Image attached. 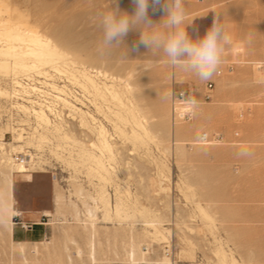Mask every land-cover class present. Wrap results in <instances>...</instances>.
Instances as JSON below:
<instances>
[{"label": "rangeland", "instance_id": "rangeland-1", "mask_svg": "<svg viewBox=\"0 0 264 264\" xmlns=\"http://www.w3.org/2000/svg\"><path fill=\"white\" fill-rule=\"evenodd\" d=\"M110 2L111 0H0L1 17L7 20V27L15 22L20 23L34 34L48 38L50 42L72 54L71 57L78 62V69L71 68V73L76 78H81V74H78L80 72L75 70L82 71V63H85L84 66L88 70L98 68L115 76L128 78L135 87L134 102L151 130V137H146L129 121L124 126L121 123L123 132H118L107 118L96 112L92 103L89 107L78 106L85 111L91 109L89 112L95 114V118L109 131L110 139L112 138L110 141L115 143L112 145L116 148L113 156L105 158L106 164L114 167L113 171L111 170L110 175L103 172L106 175H103L102 179L93 170L90 173V167L86 169L87 166L81 165L78 169L72 166L74 171L70 163L65 164L69 153L61 145L53 146L54 150L49 157L53 161L55 171L49 170L47 173L35 170L36 173L26 174L13 172L14 209L17 212H27L21 221L40 222V214L46 211L53 219H50V225H37L32 231H24L20 225L14 224V215L9 217L3 212L0 218V264H23V255L15 244L18 240L13 238V234H8L7 226L11 221L13 231L17 229L29 233H21L20 237H30L34 234V241L43 243L36 245V251L34 244L25 245V257L29 262L93 264L88 257L90 236L83 229V225L75 220L70 224L55 223V220H60L62 216L66 219L67 216L73 217L74 212L69 209V204L73 205V202L71 204L67 200L66 194L59 186L53 185V173L58 177L69 178V173L72 175L84 171L90 182H93V192L80 183L72 182L73 196L78 197L76 190L82 188L83 191L81 196L84 200H79V205L76 203L79 208L84 210L83 202L92 205L91 197H95L101 188L107 190L114 201L115 184L120 183L119 185L125 188L122 191L126 190L121 196L125 198L123 201L130 216L129 220L120 219L121 222L113 220L114 218L106 221L102 219V211L98 210V234L95 235L97 261L94 264H130L125 253L129 244L125 241H130L131 234L141 237L145 228L152 232L151 227H143L141 219L144 218L140 217L138 211H141V208L148 217L144 215L145 218H151L162 228L170 230V234L164 233L165 239L158 242L153 241L151 237L141 242L140 250L148 258H156L155 255L164 258L165 247L169 246L175 252V259L167 256L166 258L173 264H217L215 252L222 246L229 256L232 255L234 264H264V0H184L185 26L193 38L205 34L211 27L216 13L220 14L229 35L222 63L218 68L223 70V75L217 77L216 72L209 80L215 84L210 91L205 90L208 81H201L181 66L171 65L162 49L150 51L141 45L138 50H132L133 45L139 41V29L130 30L119 47L102 52L99 17L109 9ZM118 3L122 11L134 14L135 5L132 0H118ZM165 14L162 7L158 6L154 10L150 3L148 16L152 22L159 23ZM8 62L12 60L8 59ZM229 63L234 64L231 73L225 71ZM49 74L53 79L46 81L45 78L35 75L40 81L55 83L60 88L75 84L78 86L73 80L69 82V79L65 78L66 74L58 76L59 74L53 71H49ZM91 74L95 75V72ZM10 75L13 76L8 72L0 73V89L9 92L7 80ZM101 80L106 81L102 78ZM107 84L110 82L107 81ZM189 87L196 88V105L187 104L193 110V117L190 121L173 124V93ZM92 90L91 94L94 92ZM206 92L209 99L204 98ZM88 96H91L89 99L92 101V95ZM5 101V98H0V114L4 106L8 105ZM103 104L106 107L109 105L105 102ZM32 114L34 115H21L26 122L21 121V124L17 125L24 129L22 134L26 131L23 137L31 136L35 129L42 132ZM80 118L70 127V131L77 137L79 135V138L81 132H85V138L82 137L81 140L89 145L90 142L96 141L94 125L88 119L89 127L81 126ZM6 130L9 129L1 127L0 134ZM50 131L52 129L46 133L53 136L51 133L54 132ZM122 134H128L129 140ZM202 134L215 136V139L210 144H204L199 139ZM16 135L15 131L8 133L5 143H15ZM130 136L136 137L130 139ZM20 145L23 149L30 148L32 152L42 149V146L37 150L33 145ZM9 146L7 148L11 149ZM56 148H59L58 151ZM19 151L20 149H15L13 152ZM96 153L100 158L103 157ZM113 173L117 175L114 176ZM99 179L101 180L98 182ZM55 187L59 189L66 205L59 213L55 210ZM198 206L204 208L213 220L202 216ZM136 209L133 218V210ZM35 214L37 220L32 217ZM66 229L72 234L75 243L66 242L63 233ZM152 253H155L154 256Z\"/></svg>", "mask_w": 264, "mask_h": 264}, {"label": "bare ground", "instance_id": "bare-ground-1", "mask_svg": "<svg viewBox=\"0 0 264 264\" xmlns=\"http://www.w3.org/2000/svg\"><path fill=\"white\" fill-rule=\"evenodd\" d=\"M1 12L2 11L0 10V73L8 72V73H11L13 76L10 75L11 77H9V79L7 80V88L9 89V92L6 90L0 89V98L1 99L5 98L6 100L5 103L7 102L12 105V108L15 109L16 111L17 117L11 118L14 123H1L0 124V128L6 127L7 129H9V130H6L5 132H1L0 134V218L3 212L4 214H7V216L9 217H12L13 215L20 213L14 209L13 172L17 174L36 173V171L48 173L49 169L53 170L54 169L53 161L49 159L50 153L52 152V150H54L53 146L60 147L62 145L63 149L65 148L68 150L69 159L65 158L66 159L65 164L68 165L70 163L71 168L72 166H74V169H78L79 167H81V165L85 167L87 166L86 169L90 167V173H91V170H93L95 173L98 174L97 175L98 177L100 176V178L103 177V175L104 176L106 175L103 172L109 175L111 174V172L113 171L112 169L114 167H111L110 164H106L105 157L113 156L114 149L116 147L115 146L113 147L112 145L113 141L112 143L110 141L112 138L110 139L111 136L109 134V131L107 130V128L103 125L101 121L95 118V114H92L89 112L91 111V109L89 111H85L82 108H79L78 106L89 107L93 105L94 109L96 110L98 114L101 113L103 115V118H107L112 123V125L114 126L113 128H115L114 129L115 131L123 132V129H121L120 127V124L123 123L122 125L124 126L129 121H131L133 124V127L135 126L136 128H138L141 131L142 135L144 134L146 137H151V132H150L151 130L149 129L147 121L145 120V117L141 115L140 108L138 107V105H136L134 102L136 101L135 96L133 94V90L135 87L130 83L128 78L115 76L114 74H110L111 72L107 73L105 70L103 71L98 68L97 69L91 68V70L89 68L88 70L87 67L84 66L85 63L80 64V65H83L82 71L75 70L77 72H80L78 74H81L80 76L81 78L79 79L76 78V76H74L71 73V68L75 69L78 62L76 61V59L71 57L72 54L68 53L67 51H64L57 44L50 42L48 38H45L42 35L34 34L28 28H24L20 23L15 22L10 27H7V20H5L4 17L3 18L1 17ZM8 59H11L12 62H8ZM49 71H53L56 74H59L58 76H60V74H62L63 76L66 74L65 78L67 77V79H69V82L70 81L72 82V80L75 81L79 87L76 86L75 84V85H70V86H65V87L63 86V88H60V86L56 85L55 83L49 84V83L40 81L39 78L36 76L38 75L40 78H45V81L52 80L53 78L49 74ZM91 72H95V75L91 74ZM71 75L74 76L75 78L70 77ZM100 77L106 81H102ZM21 79H27L30 83H28L27 86H23L20 82ZM98 80H101V81L98 82ZM107 81H109L110 84H107ZM44 84L48 85L49 87H46ZM91 90L94 91L93 94H91ZM88 94L92 95L93 97L92 101H90L89 97L91 96H88ZM99 100H101L102 102L101 101L98 102ZM104 102L109 105L106 107L105 104H103ZM105 107L107 111H105ZM173 108L180 112H185L189 108L191 109V107L188 106L187 104H175L172 101V110ZM6 109L7 107L4 106L2 111H6ZM31 113H34V115L33 114L32 115L35 116V121L37 125L39 126V128L41 127L42 132H39V130L35 129L36 128L35 127L34 133H32L31 136L23 137V135H26V131H24V134H22L24 129L19 128L20 126H17V125H20L21 121H24L21 115L29 116L31 115ZM79 116H81V118ZM79 118L81 120V126L84 125L85 127L86 126L89 127V122L91 120L92 124L94 125L93 131L95 130L94 131L95 136H96L95 142H90L88 145L86 142L81 140L82 137L83 139L85 138V135H84L85 132L82 131L81 136H80L81 138H79V135L77 137L72 131H70V127L75 125L76 122H78ZM24 122L23 124H25ZM49 129H52V131L54 132V134L51 133L53 136H49L46 133L47 131H49ZM14 131H15V134H17L16 135L17 137H15V143H12V144H16V145L5 143L4 141L5 134L6 133L12 134ZM17 132H20V133H17ZM132 132H133V135H135L134 128L132 129ZM124 135L122 134V136ZM127 136L128 134H126L124 137L127 138ZM135 137L130 136V139L135 138ZM51 139H54L55 140L54 142H56L57 144L54 143ZM127 140H129V138H127ZM22 143H25L29 147L30 145L36 146L35 147L36 149L37 148L40 149V147L42 146V149L41 150L37 149L38 151L34 150L36 153L29 152V155H30L29 160H26L21 163H16L13 160L12 154L13 153H27V150L30 149V148L23 149V146L20 145ZM53 143L56 144L57 146L54 145ZM113 144L115 145V143ZM204 144H208V143H204ZM5 145H8V146L10 145L11 149L7 148L8 146H5ZM15 149H18V150L20 149V151L13 152ZM56 149L58 151L59 148H56ZM96 152H98L101 155V157L103 156L102 157L103 160L102 158H100V156L97 155ZM75 156L77 157L75 158ZM53 157L55 158V156ZM112 164L114 163L112 162ZM106 166H108L109 168H107ZM163 167L165 168V165ZM93 171H92V174H94ZM113 174L114 176L117 175V173L116 174L113 173ZM101 179H99L98 182ZM108 179L110 180L111 178L109 177ZM108 179L106 181H108ZM73 181H75L76 183H80L83 187H86L87 190H91V192H93V186H92L93 182H90L88 177L85 175V171L78 172L77 174H72V175L69 173V178H68L69 187H70L69 190L65 191L59 185L57 180H53V185L59 186L60 189H62V191L66 194L67 200L71 202V204L73 202V205L69 204V206L71 207L69 209H72L71 211L74 212L73 220H75V222L79 224H82L83 229L87 231L88 235L90 236L89 242H88L89 244V248H88L89 256L88 257L90 261L93 262L94 264L97 261L95 259V256H96L95 254V246H96L95 245V235L98 234V231L96 234V228H97L96 221L99 218L97 215V212L98 210L102 211V219L106 221L112 220L113 218H114L113 220L116 219L117 221H120V219L122 220L123 218H128L129 220L130 216L128 215V212H127L128 208H127V205L123 201L125 198L123 199L121 196L123 193H126V190L125 192L122 191L123 188L119 185L120 183L118 185L115 184L116 186V189L114 191L115 200L113 199L114 201H112V197L111 195H109L110 193H107L108 191L105 190L104 188L100 189L102 185L99 183L101 185L99 186L100 190H98L95 197L94 196L91 197L93 204L90 205L89 203L83 202L84 204V210H83L81 207L79 208L76 205V203L79 205L80 204L79 200L83 199L81 196L83 195V191L81 190L82 188L75 191L78 197L73 196V190H72ZM107 186L108 185H106V187ZM156 187L158 188V186ZM160 188L163 189L162 185H160ZM164 188H168V187H164ZM58 190L59 189H56L55 187V205H56L55 210L59 213V211H61L66 205L64 204L63 197ZM154 192H155V189H154ZM79 196L81 197L79 198ZM127 204L129 203L127 202ZM198 208L201 212V215L203 214L202 216L207 217V218L210 217L204 208H202L201 206H198ZM135 211H137V209L133 210V215H132L133 218L135 217V214H136ZM138 211L140 213V217L144 218V220L141 219V221H143V224H144L143 227L144 226L151 227L152 232L148 231L145 228L143 230V233L141 234L142 235L141 237L135 236L136 234L135 235L131 234V237L128 236V238L130 237V241L129 242H127V240L125 241L126 243L129 244L128 246L129 248L127 247L128 250H125L127 251L125 253H127L128 261L130 262V264H173L172 262H170V259L166 258L167 256L166 248L169 246L165 247L163 254H165L166 256L164 258H158L157 256L159 255L157 256L155 255L156 258H151V257L148 258L146 254L140 250L141 242L144 241L145 238L151 237L153 241L158 242L162 239H165L164 233L170 234V230H167L166 228H162V226L158 225V223H155V220L151 218H149L150 220H148L147 219L148 217L145 215V210L143 208H141V211L140 210ZM158 214L160 213H157V215ZM43 215L51 217V214H49L47 211L43 213ZM144 215L147 218H145ZM60 222H61L60 224H65V223L70 224L71 223L67 221L65 216L60 217ZM38 224H41V223L39 222ZM12 225L13 223L11 221L9 225L7 226L9 236H11L12 234V229H13ZM212 225L214 226V224ZM136 232L138 233L137 230ZM63 233L65 234L64 236H65L66 242L69 241V242L75 243V240L74 238H72V234H70L69 230L66 229L63 231ZM164 242L166 243L167 241H164ZM15 244L18 246V249L23 255V264H37V262L36 263L29 262L28 259L25 257V245H26L25 243L18 242ZM40 244H43V243H40ZM36 245H38V243H34V246H35L34 251H36ZM123 247L125 248V246ZM221 247H219L215 252V255L218 260L217 264H234V258L232 257V255L229 256L226 253V251H224ZM186 248L188 247L186 246ZM78 251L80 252V249ZM153 254L155 253H152V255ZM191 256H195V255H191Z\"/></svg>", "mask_w": 264, "mask_h": 264}, {"label": "clouds", "instance_id": "clouds-1", "mask_svg": "<svg viewBox=\"0 0 264 264\" xmlns=\"http://www.w3.org/2000/svg\"><path fill=\"white\" fill-rule=\"evenodd\" d=\"M132 3L135 5L134 14L122 11L118 0H111L109 9L100 14L102 52L119 47L130 30L139 29V41L132 50H138L141 45L150 51L162 49L171 65L183 67L201 81L213 78L229 41L219 13L215 14L211 27L202 37L193 38L185 26L184 0H132ZM150 3L154 10L160 6L166 13L159 23L152 22L148 16ZM189 99L196 105L195 96Z\"/></svg>", "mask_w": 264, "mask_h": 264}, {"label": "built area", "instance_id": "built-area-1", "mask_svg": "<svg viewBox=\"0 0 264 264\" xmlns=\"http://www.w3.org/2000/svg\"><path fill=\"white\" fill-rule=\"evenodd\" d=\"M233 70H234V64L233 63H229L225 68V71L227 73H231V72H233ZM216 75H217V77H221L223 75V70L219 69L217 71ZM20 82L23 86H27L28 83H30L27 79H21ZM214 86H215V84L213 81H208L205 84V90L210 91L214 88ZM191 96H196V88L189 87V88H186L183 90L174 91L173 102L175 104H188L190 102L189 98ZM18 97H20V96H18ZM204 98L209 99V95L207 94V92L205 93ZM15 99H16V97H15ZM6 107H7L6 111H3L2 114H0V124L1 123H14L11 118H15L17 116L16 111H15V109L12 108L11 104L8 103V105ZM192 117H193V110L190 108L187 109L185 112H180V111H177L173 108V110L171 112V121L173 123L179 122V121H190L192 119ZM6 135H8V133L5 134V137H6ZM214 139H215V136H209L208 134H202V136L200 138L201 142H204V143H210ZM28 150H27V153H13L12 157H13L14 162L21 163V162H24L26 160H29V157H30L29 152L31 153L32 151H31V149H28ZM33 153H35V152H33ZM49 170H52V169H49ZM55 170H56V168L54 167L53 171H55ZM53 177H55L54 180H57L59 185L65 191L70 189L68 178H64L62 176L58 177L56 173H53ZM21 219H22V216L20 213L14 215L13 216V220L15 222L14 224L20 225L21 229L24 231H32L34 226L50 225L49 224L50 219H53V218L41 214L40 215V223L41 224H38L37 222L27 223L25 221H21ZM67 221L71 222V223L74 222L73 217L67 216ZM58 222H60V220H55V223H58ZM166 254L170 259H172V260L175 259V252H174V250H172V247L166 248Z\"/></svg>", "mask_w": 264, "mask_h": 264}, {"label": "crops", "instance_id": "crops-1", "mask_svg": "<svg viewBox=\"0 0 264 264\" xmlns=\"http://www.w3.org/2000/svg\"><path fill=\"white\" fill-rule=\"evenodd\" d=\"M20 213H21V216H22V218H24V216H25V214H27V212H22V211H20ZM43 213H45V212H43ZM43 213H41V214H43ZM51 213V212H50ZM40 214V215H41ZM32 217H35L36 219L35 220H37V216H36V214H35V216H32ZM35 222H37V223H39L38 221H35ZM17 232H18V237H17ZM40 233H41V231H39ZM25 234V235H28L29 233H25V232H23V231H21V230H17V229H15L14 231H13V229H12V234H13V238H15L16 237V240H18V242H21V243H25V244H28V245H31V244H34V243H40L41 241H34V239H33V236H34V234L33 235H31L30 237H20L19 235L20 234ZM40 233H39V235L38 236H40ZM11 234V235H12Z\"/></svg>", "mask_w": 264, "mask_h": 264}]
</instances>
